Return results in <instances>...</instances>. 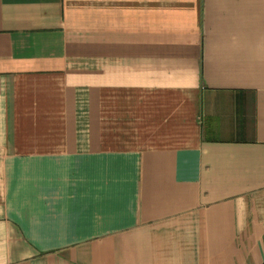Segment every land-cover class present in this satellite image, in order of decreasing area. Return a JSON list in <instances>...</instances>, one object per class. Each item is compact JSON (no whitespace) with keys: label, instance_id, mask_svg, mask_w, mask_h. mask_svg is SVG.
<instances>
[{"label":"crops","instance_id":"0c3cea01","mask_svg":"<svg viewBox=\"0 0 264 264\" xmlns=\"http://www.w3.org/2000/svg\"><path fill=\"white\" fill-rule=\"evenodd\" d=\"M0 264H264V0H0Z\"/></svg>","mask_w":264,"mask_h":264}]
</instances>
